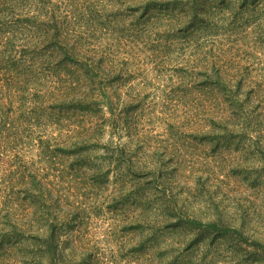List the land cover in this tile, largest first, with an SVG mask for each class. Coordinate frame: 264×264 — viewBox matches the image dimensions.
I'll use <instances>...</instances> for the list:
<instances>
[{"label":"rangeland","instance_id":"374dc122","mask_svg":"<svg viewBox=\"0 0 264 264\" xmlns=\"http://www.w3.org/2000/svg\"><path fill=\"white\" fill-rule=\"evenodd\" d=\"M88 2L77 31L116 80L96 78L108 123L86 162L49 156L85 112L41 109L0 73V260L25 261L2 238L25 236L33 192L73 224L76 261L264 264V0Z\"/></svg>","mask_w":264,"mask_h":264},{"label":"trees","instance_id":"16d2710c","mask_svg":"<svg viewBox=\"0 0 264 264\" xmlns=\"http://www.w3.org/2000/svg\"><path fill=\"white\" fill-rule=\"evenodd\" d=\"M94 1L89 0L88 3ZM80 3L81 0H0V73L5 76L6 83H19L17 87L25 92V98H37V107L41 109L42 102L47 106L43 98L46 96L47 101H52L49 109L54 111L57 108L58 116L71 117L74 110L79 108L85 112V116L80 114V117L88 120L89 126L78 125L79 128L73 130L71 136H65L67 142L64 145H56L53 154L49 152L52 161L65 153L69 156L74 154L81 163L88 160L87 150L93 145L91 141L97 140L104 124L108 123L99 114L95 100L96 78L104 75L110 83L116 80H113L115 58L103 51L107 63H110L105 68L103 53L94 50L96 46L90 44L91 40L84 32H78V21L81 18L77 19L74 12ZM86 17L92 21V14ZM94 25L100 26V23ZM87 84L88 91L81 92ZM74 93H79L76 99L73 98ZM119 119L116 117L115 121ZM223 141L227 143L229 139L224 138ZM94 145L99 146L98 143ZM118 163L116 161L115 165ZM29 201L32 211L26 213L25 236L15 228L2 238V241L9 239V242L13 239L14 250L21 253L25 261L12 259L8 263L89 264L90 261L85 259H72L74 256L84 257L86 253L85 244H75L73 224L60 223L58 217L52 214L51 204H46L47 200L41 193L30 192ZM69 211L66 210V215ZM179 221L182 222L180 218ZM7 247L9 243H6ZM0 264L6 263L0 260Z\"/></svg>","mask_w":264,"mask_h":264}]
</instances>
